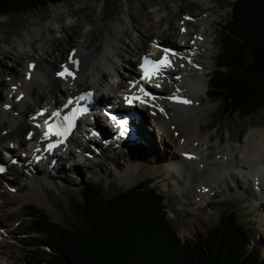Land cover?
Returning a JSON list of instances; mask_svg holds the SVG:
<instances>
[{"label": "rangeland", "instance_id": "obj_1", "mask_svg": "<svg viewBox=\"0 0 264 264\" xmlns=\"http://www.w3.org/2000/svg\"><path fill=\"white\" fill-rule=\"evenodd\" d=\"M162 1L166 2L167 0H73L66 3H59L51 8L40 9L28 13L0 16V96L3 98V100H0V110H5L8 115L15 117L17 112H27L32 106L31 103H29V105L25 103L23 106L22 104L20 105L22 109L18 107V110L15 109L17 111H12L11 107L13 106V100L7 99L4 101V99H6V94L3 90L12 83L10 81L11 79L16 80V78H19V73L21 74L23 68L25 67L24 59L19 60L16 64V62L7 54V51H11L12 47L14 48V46L20 43L21 40L23 41V34L28 31L30 32L32 28H35L36 31L38 30L42 32L44 30V26L48 25L54 26V31H56V15L59 14V12L63 17L62 21L68 24L76 19V21H78V18L70 13L71 8H83L85 7L84 3L89 4L90 7L86 11L91 12V14L98 18L100 28L97 30V33H100V37L106 45L107 53L104 49H101V51H97L93 54L87 64V67L85 66L86 68L83 69L81 74L82 76H91L89 81L97 86L100 84V75L94 74L92 77L91 74L93 73V67L98 63L101 65V70H103V77L107 81H111V68L110 66H107L105 58L107 54H116V52H113L111 48L113 42L115 41L114 35H116L117 29L120 30V28L123 27L122 20L125 18L128 19L130 14H136L138 11L145 12L152 17L155 15L153 12H157L162 6ZM195 1L199 0H188L187 2ZM207 1L209 2V7L202 5H192L191 8L184 7V10H180L181 12L177 11L175 16V19L178 20V18L182 19L183 16H180V14H184L183 12H185V14H192L193 12L199 13L200 11L208 10L218 14V17L215 16L214 19H218L219 22L213 26L210 37V39L215 41L216 47L212 49V51L210 50L212 57L210 59L211 66L208 69L209 75H207V78L203 79L205 83H208L210 76L213 73L214 58L219 52V35L223 26L230 21L231 7L234 0ZM140 3L142 5H140ZM143 18L144 17H142L141 21H144ZM132 19L138 24L140 23L139 20H135L134 18ZM92 27L93 26L85 28V31L91 29ZM167 27L168 26H163V29ZM190 31L192 32L194 29H189V32ZM78 34L79 33L76 34L77 36L75 41H78L79 39ZM60 35L61 33H56L58 43L60 45L59 51H62V60H64L67 50L74 48L72 46H80V44H77L76 42L67 44V40H63L65 38L60 37ZM54 36L53 32H51L48 33L47 37L54 38ZM80 37L81 41L83 36ZM174 37L175 35L171 33L167 38V43L168 40L174 42ZM141 38H144V36ZM149 40L148 36L146 38L148 44L150 42ZM126 41H129L128 38ZM80 47V50L84 51V48L82 49V46ZM116 48L117 52L124 54L126 44L118 43ZM79 57H81V55ZM129 57L131 56L129 55ZM136 60L137 59L133 58L134 66L137 64ZM114 62L118 69L121 70V58L114 57ZM45 69H48L47 65L42 63L39 69V75H41L44 79L46 85L50 86L51 73L47 75ZM79 81H83L85 83L84 80ZM101 83L103 84V82ZM9 87L11 88V85ZM37 87L38 84L35 82L33 88L34 91ZM207 91L206 93H201L200 96L203 102L199 105L201 108L212 107V113L210 108H207L208 112L201 121V125L204 127L203 130H200V139L198 138L199 144H203L207 137L210 136V140H208L207 144H205L202 148L203 150L207 149L205 150L207 155L209 154V156H213L216 152L224 150L225 152H229L233 158L239 159V157L243 156V153L239 151L240 146L244 141H246L249 134L254 131L264 133V111L258 113L256 116L244 119L240 118L238 115L223 116L222 104L220 102H213L207 96ZM35 92L39 93L40 89ZM30 96L34 99V95L30 94ZM106 100L107 98H105V101ZM40 101L41 99L37 104L41 105ZM15 103L17 104L18 102ZM33 104L35 103L33 102ZM6 105L7 107H5ZM183 109L190 110L188 106ZM34 110H36V108H32L30 110L28 117L33 113L35 114ZM13 120L18 119L13 118ZM161 121L162 118L157 119V122ZM145 131L147 132V130ZM112 135L113 133L107 134L109 137L107 139H110ZM142 136L144 140L149 143L150 147H152L151 137L148 134L143 133ZM155 136H153V138L157 139ZM18 138L22 140L23 136L20 135ZM161 140L163 141L165 138ZM8 146L9 144H7V140L0 143V157L8 158L10 157V154H13L15 155L13 158L18 159V154L14 151L9 152L10 150H8ZM139 146L143 147V145L136 144V148H133L134 151L132 150L128 153H125L122 149L117 150L120 153L117 151L112 153L109 149H106V151H102V153H104L103 156L101 155L100 157H97L94 155L89 158L90 160L85 158V155L77 156V163L79 165H75L74 167H70L68 164H65L66 166H63V168L61 167L60 169L58 165H55L47 170L43 166L39 167V169L32 166L31 170L34 171L35 169L34 174L37 175V180L42 183L38 196L42 207H38L35 203L25 201L20 198L32 193L30 190V184L27 180L30 176L26 174V170L18 164H12L13 167H11L10 164H7L6 172H9V174L6 175L5 172L3 176L0 177V264H23L25 252L33 250L32 247L28 246L29 243L27 241L31 234L30 227L28 226L29 219L26 216L25 208L27 206L34 205L39 210L44 212L52 222H55L63 227L75 225L79 220L76 216L75 209L82 204L81 186L82 184H85L87 180L94 181L102 194L105 197H109L113 193L126 191L143 180L151 179L153 181V186L157 188V191H159L165 199L164 203L168 210L166 217L173 222L178 236L183 240L196 239L198 234L206 233V230L217 225L226 210H235L239 216L240 222L248 225L249 234L252 237L250 242L251 249L259 250L262 258L264 259V195L260 194V190L257 188L256 183L255 185L253 184V175H249L247 172H244L243 169H236L235 166L229 167L227 170L229 174L225 180H222V182L219 183V188L214 185V190L211 192L215 193L214 196H209V198L207 197L200 200L199 203L203 206L205 215L197 223L189 225L193 218H196V215H193L194 210L191 209V200L184 192L190 180H187L186 182L180 181L179 175L175 176L176 172L174 169H170L175 176V178H171L167 172V167H165L164 171L159 173L163 175L162 179H159L158 174H155L153 176L143 177L134 182V171H131L130 176L125 173V165H135L134 163L139 162L140 157L136 155L138 154L139 149L137 147ZM168 150H172V146L169 145ZM198 150L200 149L198 148ZM154 151L155 154H153L154 156L151 160L157 158L158 161L155 162L157 166H165L170 162V160L166 158L168 157V153L166 152L165 147L162 146V143L158 142L157 146L155 144ZM151 154L147 153V151L142 153L140 167L143 169L144 174L147 172H154L155 168L149 162L146 164L143 163V161H148ZM128 155H130V157ZM111 159L120 164L114 165ZM121 163L124 165H121ZM87 164L89 165L87 166ZM10 167L11 173L8 170ZM231 173H233V176ZM189 177L192 179L191 176ZM8 183L10 187L7 186ZM18 188L19 190L17 194L19 196L14 198L12 192L14 193Z\"/></svg>", "mask_w": 264, "mask_h": 264}, {"label": "bare ground", "instance_id": "obj_2", "mask_svg": "<svg viewBox=\"0 0 264 264\" xmlns=\"http://www.w3.org/2000/svg\"><path fill=\"white\" fill-rule=\"evenodd\" d=\"M187 1L188 0H167L166 2L162 1V6L160 7V9H158L157 12H153L155 13V15L152 17H150V15L145 12L138 11L136 14H130L128 16V19H123V27L120 28V30L117 29V33L116 35H114L115 41L113 42L111 48V50L113 52H116V54H107L105 60L107 62V66H110L111 68L112 76H110V78L116 79L117 77H113V75L115 73H119L121 70H123L124 73H128L129 75L134 76L136 72L135 67L137 64L135 66L133 65V58L137 59L136 61L138 62L143 54L148 53L149 55H154L156 53L153 50L154 45H159L160 47L175 50L174 46L167 44V38L171 33L175 35V39L174 42L168 40V43H175L176 45L183 44V41H179L176 38L181 35L179 31L181 27L185 28L186 31V34L182 35V37L190 36L191 40L192 36H196L197 46H188L187 48H185L186 50L183 53L186 59L185 62L183 63L180 60H174L172 59L173 57H170V66L173 65L174 69H170V66L165 67V69L168 71L165 74L168 80L172 81L177 77L186 81L187 85L185 87H176L178 88L176 91H172L173 88L171 85V92H176V96L188 101V103L169 106L168 104L159 100L155 108L161 109V113L156 111L154 116H150L148 114V116L145 117V119H149V123L153 128L151 130L145 128L141 126V123L139 122L135 125L137 130V139H129L128 141L122 140V143L120 145H115L113 147L118 150L122 149V151L125 152L132 150L134 151L133 148H136V144L143 145V147H137L139 150L138 154L136 155H138L140 158L138 163H134L136 166L130 164L125 165V173L128 176H130L131 171H134V182L143 177L153 176L155 174H158V178L162 179L163 175L159 173L164 171L165 167H167V172L171 176V178H175V176L170 169L176 168L177 170H183L182 174L185 181L190 180L184 192L186 193V196L191 200V209L194 210L193 215H196V218H193V220L189 223V225H193V223H197L205 215L203 206L199 203L200 200H203L207 197L209 198L210 195L214 196L215 193H211L214 190V185L219 188V183H221L222 180H225V178L228 176L229 173L227 170L231 166H235L236 169L239 170L243 169L244 172H247L249 175H253V184L255 185V182H257L256 186L257 188H259L260 194L264 195V133L254 131L249 134L248 138L246 137V141H244L240 146L239 151L243 153V156L239 157V159L233 158V156H231L229 152H225L224 150L216 152L213 156H209V154L207 155L205 151L207 149L203 150L202 148L205 146V144H207V141L210 140V136L207 137L203 144H199L198 138L200 139V130H203L204 127L201 125V121L208 112L207 108H210L212 113V107L201 108L199 104L203 102L200 96L201 93H206V91L208 90V83H205L203 79L207 78L206 73L211 66V51L216 47L215 41L210 39L211 32L213 30V26L218 24L219 20L214 19V17L218 14L212 11L210 12L208 9V11H200L199 13L193 12L192 14H185V12H183L184 14H180V16L182 15L183 18L186 15L190 16V22H185L181 18H178V20H176V12L184 10V7L191 8L192 5H202L209 7V2L207 0H199L200 2L195 1L198 3ZM84 4L85 7L83 8L70 9V13L73 14V16H76L78 18V21H76V19L73 22L66 24L62 21L63 17L59 12V14L56 15V31H54L55 27L52 25L44 26V30L42 32L38 30L36 31L35 28H32L30 32L28 31L23 35L21 34L22 38H24L23 41L21 40L20 43L14 46V48L12 47L11 51H7L8 56L11 57L16 62V64L21 59H24L25 63V67L22 70L23 74L19 73V78H16V80L11 79V88L9 87L10 85L7 86L6 84L7 88L3 90L6 94V99H4V101H6L7 99L13 100V106L11 107L12 111H17L18 107L22 109L20 105L22 104L23 106L25 105V103L28 105L29 103H31L32 106L30 107V110L32 108L42 106V104L46 101V98H53L55 104H58V102L62 100L60 89L66 87L67 84L72 85L73 90L71 92L75 94L82 90L96 93V86L94 85V83L89 81V78L91 76H82L81 72L84 68L87 67V64L90 58H92L93 54H95L97 51H101V49H104V51L107 53V50L106 45L103 43L100 37V33H97V30H99L100 28L98 18L95 15L91 14V12H87L86 10H88L90 5L87 3ZM140 5L142 4L140 3ZM142 17H144V21H141ZM132 18H134L135 20H139L140 23L138 24ZM89 26L93 27L85 31V28H88ZM163 26L168 27L163 29ZM188 28L191 30L194 29V31L189 32ZM51 32H53V34L55 35L54 38L47 37L48 33ZM58 32L61 33L60 37L65 38L63 40H67V44L76 42L77 44H80V46H82V49L84 48V51H81V47L79 45L78 46L80 48L78 46H72L74 47L72 48V50L77 51L74 59L79 58L81 62L79 76L73 82H63L54 78V75L56 73V65L59 62L64 61L62 60V51H59L60 45L58 43V37L56 36V33ZM77 33H79V39L78 41H75ZM80 36H83V39L81 41ZM142 36H144L145 39L141 38ZM148 36L150 39L149 44L146 41V38ZM127 38L129 41H126ZM118 43L126 44V50L124 54L117 52L116 47ZM69 51L70 49L67 50L66 57ZM78 52L81 57H79L80 55L78 54ZM129 55L131 57H129ZM114 57L121 58V70H119L117 65L115 64ZM181 57L182 56L178 58ZM64 62H66V60ZM42 63H44V65H47L48 69H45L47 75L51 73L50 86H47L44 79L41 77V75H39V69ZM30 64H34V68L30 69ZM101 69V65L99 63L96 64L93 67V73L91 75L92 77L94 76V74L100 75V83H105L104 92H109L110 94H112L113 90L111 89V87H109L107 80L103 77L104 74L103 70ZM120 78L122 79L121 76ZM79 80H84L85 83ZM35 82H37L38 84L37 88L40 89L39 93L35 92L36 90H38L37 88L35 91L33 89ZM30 94L34 95V99L30 96ZM109 97L111 99L115 98V96L110 95ZM98 98L100 102L105 101V95L100 94ZM40 99L41 105L37 104ZM0 100H3L1 96ZM14 101H17L18 103L16 104ZM32 101L35 104H33ZM96 106L97 104L95 103L93 105V108ZM105 106L109 107V110L107 111L110 112L113 104H111L110 102H106ZM187 106L188 108H190V110L183 109ZM30 110H28L27 112H17L15 114V117H11L10 115H8L5 110H0V143L7 140V144L16 145V149H19L21 146L26 145V134H29L30 131L32 133L34 132V128L31 125L33 123V114L30 118L28 117V113H30ZM163 113L165 115H162ZM105 117V115H99L98 117L94 116L87 126L81 127V125H79L78 129L86 134L89 141H97L99 139L96 136L89 134V131L93 130L90 127H95V129H98L101 133L107 134L109 132V129L111 128L108 125V122L104 123L103 120L105 119ZM13 118L18 120H13ZM159 118H162L161 122H157V119ZM145 130H147V132ZM142 133L148 134L151 137L152 147H150L149 143L144 140ZM20 135L23 136L22 141L18 138ZM153 136H155L157 139L153 138ZM163 138H165V140L162 141L161 139ZM158 142L162 143V146L165 147V150L168 153V157L166 158L170 160V162L165 166H157L155 163L156 161H158L157 158L151 160L154 156L153 154H155L154 145L156 144L157 146ZM70 143L78 144L79 141L75 139L73 142H67L65 146L66 149L68 148V145ZM130 143H132L133 145L129 146ZM169 145L172 146V150H168ZM198 148L201 150V152L200 150H198ZM143 150L147 151V153H152L148 158V161H143V163L146 164L147 162H149L155 168L153 173L147 172L146 174H144L143 169L140 167L141 156L144 152ZM102 151L106 150L99 151V153L101 152L100 155L103 156L104 153H102ZM84 152L92 153V150L86 149ZM71 155L73 154L70 152L69 156ZM35 156L42 157V155L37 150H35ZM128 156L130 157V155ZM10 157L13 158L14 155L10 154ZM53 159H55V157H53ZM175 160H179V165L174 168L172 166V163ZM111 161L112 163H114V165L120 164L115 162L113 159H111ZM57 162L58 164H61L62 161L58 160L56 161V163ZM24 163L28 164V168H32L31 163L27 161ZM75 165L79 164L76 163ZM88 165L89 164H87V166ZM121 165L124 164L121 163ZM8 170L11 173V167ZM34 173L35 169L34 171H29L28 175L30 177L27 178L32 193H29L26 196H22L20 198L25 201H31L38 207H42V204L39 201L40 198L38 197L39 189H41L42 183L37 180V175ZM8 174L9 172L6 175ZM231 175L233 176V173H231ZM189 176H191L192 179H190ZM7 186L10 187L9 183L7 184ZM18 190L19 188L15 190V194L12 192L14 198L16 196H19L17 194Z\"/></svg>", "mask_w": 264, "mask_h": 264}, {"label": "trees", "instance_id": "obj_3", "mask_svg": "<svg viewBox=\"0 0 264 264\" xmlns=\"http://www.w3.org/2000/svg\"><path fill=\"white\" fill-rule=\"evenodd\" d=\"M73 0H0V16L51 8ZM207 94L222 115L244 119L264 111V0H234L219 35ZM151 179L105 197L94 181L82 184L75 225L52 222L27 206L31 234L23 264H264L252 250L248 225L235 210L196 239L183 240Z\"/></svg>", "mask_w": 264, "mask_h": 264}, {"label": "snow or ice", "instance_id": "obj_4", "mask_svg": "<svg viewBox=\"0 0 264 264\" xmlns=\"http://www.w3.org/2000/svg\"><path fill=\"white\" fill-rule=\"evenodd\" d=\"M187 19V17H186ZM167 53V49L164 50ZM72 63H75V61H72ZM146 65H150L151 68L146 67ZM170 66V61L167 59V56H165L164 58H162L161 60L157 61V62H152L149 61L147 57L144 58V63H142L140 65L141 69L144 72V76L145 78H150L152 74L158 72L162 67H169ZM31 67V66H30ZM63 71H61L60 73H58V75H60L61 77H70L72 76V72L65 66H62ZM141 91H143V89H141ZM145 95H148V93L145 92ZM132 99H138V98H128L126 97V100L128 102H131ZM173 99L175 100L176 98L173 97ZM143 102V101H141ZM176 102L178 103H188V101L186 100H177ZM7 107V105L5 106ZM113 119H115L113 117ZM123 121H118V124H120L121 127H123ZM4 169L0 168V172H3Z\"/></svg>", "mask_w": 264, "mask_h": 264}]
</instances>
